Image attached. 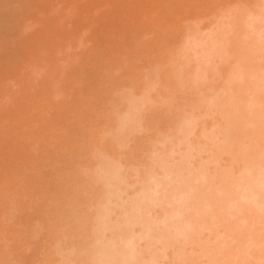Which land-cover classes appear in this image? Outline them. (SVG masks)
Listing matches in <instances>:
<instances>
[{"label": "rangeland", "instance_id": "1", "mask_svg": "<svg viewBox=\"0 0 264 264\" xmlns=\"http://www.w3.org/2000/svg\"><path fill=\"white\" fill-rule=\"evenodd\" d=\"M260 76L264 0H0V264H100L99 241L115 254L134 242L144 264L241 255L247 238L232 227L251 202L234 223L223 213L212 231L195 228L191 244L156 219L195 172L232 179L241 143L264 149ZM154 178L170 203L132 210ZM210 199L198 189L191 205ZM146 220L175 244L138 240ZM254 231L261 242L264 226Z\"/></svg>", "mask_w": 264, "mask_h": 264}, {"label": "bare ground", "instance_id": "2", "mask_svg": "<svg viewBox=\"0 0 264 264\" xmlns=\"http://www.w3.org/2000/svg\"><path fill=\"white\" fill-rule=\"evenodd\" d=\"M241 81H242V77L241 76L237 77L236 85L239 86ZM263 84H264V78L262 76H260L256 80L254 87L259 92L262 90ZM228 99H234V97L229 95ZM230 105H231V102H230ZM255 105L258 106L257 114L264 117V105H262L261 103H257ZM244 142L245 143H243V144L241 143L239 145V146L243 147V149H242V151H243L242 152V154H243V161H242L243 165H242V167L238 173V176H236L232 179L222 178V179H217V181H210V180L206 179V177L202 171L199 170L197 173L195 172V175L193 177L189 178L191 181V184L181 185L182 187L179 188V191H176L177 194H174L175 195L174 197L171 196V201H173V204H175L174 207L171 206L172 209L169 211L168 214L163 216L162 219H161V216H162L161 215L160 220H158V219H156V220L159 221V224L163 225L166 228H173L178 236H180L182 239L184 238L185 241L188 240L187 242H190L189 240L195 239V237H193V234H194L193 232L195 231V228H199L198 229L199 232L200 231L203 232L205 230L212 231V229H214L217 226V223H219V224L221 223L220 221L216 222V223L213 222L214 219L218 218L223 213H226L227 216L229 217V219H227V222H233L234 223L235 218L237 216V214H236L237 209L243 207L245 205V203L251 202L253 206H252V209L250 210V212H251L250 216L241 225L234 224V226L232 227V233H231V236H236L237 234H241V233L245 234V236L247 238L246 250L243 251L241 253V255H236V256L232 253V250L228 251V258H229L228 261L229 262L226 261L227 263H225V264H242L243 261H241V263H237L235 260L240 259V260L246 261V259H248V258H255L254 264H264V259H262L258 256L254 257L255 249L257 250L256 252L258 254L264 253V238L261 242H260V240L257 241L256 237L259 234L256 231H254L255 225L262 224L264 226V149L255 151V146H251L246 141H244ZM226 143H228V142H226ZM164 169L165 168H163L162 170H164ZM108 175L110 177V178L107 177L108 183H109L110 180L112 181V179L113 180L115 179L114 178L115 175H113V178H111L112 174L109 173ZM167 175H168V173H167ZM168 178L170 179V177H168ZM168 178H167V180H168ZM104 179H106V177ZM116 179H117V177H116ZM162 179H164V176ZM163 181H161L159 179H155L152 182V186H148L146 189H143L142 191H140V193L138 192L139 194H137V196L135 195L136 197H133V204H132L131 209L135 210L137 212V210L139 209L137 207H139V205H141L142 203L143 204L149 203L151 205L158 204L160 202L161 203L164 202V204L170 203L167 201L165 202V200H164V199H166V200L169 199V196H167V184ZM105 183H107V182H105ZM205 188L211 190L210 201L206 205H199V206L191 205L194 193L198 189H205ZM145 199H147V200H145ZM219 203L222 204V207L218 208L216 212L211 213L213 211V209H215L214 207ZM160 208L162 209L161 205H160ZM190 211H195V217L197 219L198 218L206 219L208 217V218H210L211 222H208V224L205 225V223H206L205 220L201 221L198 219V221H196L198 223V226H197V224L195 222H191V221L187 220V215ZM165 212L166 211H164L163 213H165ZM130 221H131L130 217L127 216V217H125L123 222L120 223V225L124 226L125 224H129ZM157 221H155V222H157ZM207 221H209V220H207ZM148 222H149V224L142 225L143 230L141 231L142 233H141V235H139L138 240H147L148 242L151 243L155 239V237L160 235L158 240L161 239L160 240L161 242H162V240H164L163 245H165L167 248H171L172 244L173 243L175 244L174 241L172 243V241L169 242L166 240V236H164V234H166V232L162 235L158 234L157 236H152L151 234H152V231H154V230L151 226L152 224L150 223V220L149 221L146 220V223H148ZM156 224H158V222L155 223V225ZM195 224L197 227H195ZM139 226H141V225H139ZM158 227L156 226V228H158ZM158 229H159V232L162 231V229H160V228H158ZM165 230H167V229H165ZM155 231H156V229H155ZM171 232L172 231H170V233ZM196 233H198V232H196ZM196 233L194 234L195 236H196ZM167 235H169V234H167ZM173 235H175V233ZM200 235L201 234H199V236ZM214 237H215V240L220 239V237L216 233H214ZM263 237H264V233H263ZM197 238H199V237H197ZM178 239H180V238H178ZM158 240L155 239L154 241H158ZM179 241H181V240H179ZM184 242H183V244H184ZM191 242H190V244H191ZM169 243H171V244H169ZM181 243H182V241H181ZM106 244L107 243H103V241H99V245L94 244V254H97L98 257L100 258V261H101L100 264H144L140 259H138L139 257L137 255H136L137 256L136 257L133 254L134 251H132L133 250L132 246L134 245V242L127 243V245H126L127 248L125 247V249H129V250L132 249V250L125 252V253H122V254H120V253L115 254L114 252L111 251V249ZM178 244H180V243H178ZM105 245H106V248H105ZM176 246L177 245H175V248H176ZM210 246H211V243L208 247H210ZM205 247H207V246H204V248ZM228 247L230 249V245H227L226 249H228ZM180 252H182V253H180ZM178 254H180V255L183 254V251H179ZM178 254H177V259H178ZM205 254L208 256V254H211V251L209 250ZM180 255H179V257H180L179 260L183 261V259H181ZM203 255H204V253H203ZM209 256H210L209 258L207 257L208 258L207 261H209V264H218L217 260H215V258L212 254ZM212 256L214 259L212 258ZM184 258H186V257H184ZM207 258H205V259H207ZM179 260H178V262H180ZM232 260H234V261H232ZM252 260L254 261V259H252ZM182 261H181V263H182ZM221 262L219 259L220 264H221ZM185 263H186V261H185ZM145 264H148V262ZM149 264H154V263L152 261V263H149Z\"/></svg>", "mask_w": 264, "mask_h": 264}]
</instances>
